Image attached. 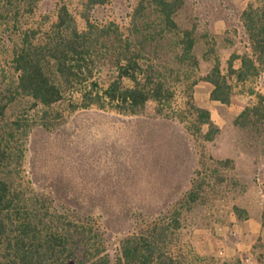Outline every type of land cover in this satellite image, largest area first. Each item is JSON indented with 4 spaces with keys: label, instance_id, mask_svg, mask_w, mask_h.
Returning <instances> with one entry per match:
<instances>
[{
    "label": "rangeland",
    "instance_id": "rangeland-1",
    "mask_svg": "<svg viewBox=\"0 0 264 264\" xmlns=\"http://www.w3.org/2000/svg\"><path fill=\"white\" fill-rule=\"evenodd\" d=\"M65 1L84 27L81 0ZM262 1L186 0L177 21L194 31L198 67L178 66L171 41L148 48L149 63L174 92L169 101L151 102L139 115L96 107L70 112L63 106L54 110L59 117L52 128H43L38 109L15 93L11 51L16 30L48 25L57 1L41 3L35 14L18 4L15 27L0 21V109L7 106L4 121L20 116L35 125L24 166L36 187L55 192L69 208L93 214L117 240L177 207L182 228L173 253L184 263L264 264V126H237L240 113L217 102L212 120L220 131L209 141V126L199 124L194 109L203 108L198 98L208 94L204 79L215 65L229 76L232 55L248 50L242 14ZM134 7L133 0H114L94 15L116 20L119 36L126 38ZM250 90L264 95V73L249 80L248 93L237 95L246 99L245 107L256 100ZM194 186L195 202L185 197Z\"/></svg>",
    "mask_w": 264,
    "mask_h": 264
},
{
    "label": "trees",
    "instance_id": "trees-1",
    "mask_svg": "<svg viewBox=\"0 0 264 264\" xmlns=\"http://www.w3.org/2000/svg\"><path fill=\"white\" fill-rule=\"evenodd\" d=\"M48 1H57L49 24L16 30L18 42L11 51L15 93L38 109L43 128L53 127L54 116L59 117L54 110L63 106L70 112L96 107L139 115L151 102L169 101L174 92L167 78L148 60L154 43L171 41L178 66L199 65L194 31L177 21L186 0H133L132 29L126 38L119 36L116 20L94 15L114 0H81L84 27L65 0H0V21L15 27L18 4L35 14ZM15 11L13 19H5ZM242 22L248 50L232 55L229 76L216 64L204 79L214 85L211 99L224 105L248 93L249 80L264 73V1L250 4ZM237 60L239 69L234 67ZM238 87L242 89L236 92ZM249 92L256 100L249 101L236 125L264 126V95ZM194 109L199 124L209 126L207 140H214L220 128L211 109ZM6 110L0 109V264H190L173 253L174 237L182 228L177 207L117 240L93 214H82L55 192L38 189L24 166L35 125L20 116L4 121ZM185 197L197 200L195 186Z\"/></svg>",
    "mask_w": 264,
    "mask_h": 264
},
{
    "label": "crops",
    "instance_id": "crops-1",
    "mask_svg": "<svg viewBox=\"0 0 264 264\" xmlns=\"http://www.w3.org/2000/svg\"><path fill=\"white\" fill-rule=\"evenodd\" d=\"M204 86L206 89H208V94L202 97H199L198 100L200 101V106H202L203 108H212V119L214 120V113L216 112L215 110H213V106L214 104L217 103V101H213L211 99V94L214 90V85L208 81L204 82ZM235 99L239 100L242 102V105H240V107H237L235 104ZM246 99L243 96H235L232 98L230 105L232 106V109L236 110V113H242V111L246 108Z\"/></svg>",
    "mask_w": 264,
    "mask_h": 264
}]
</instances>
